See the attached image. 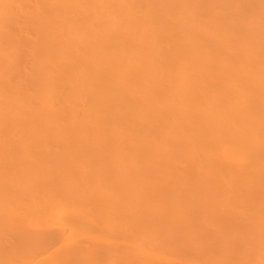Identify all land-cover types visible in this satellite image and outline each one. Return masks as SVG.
Returning a JSON list of instances; mask_svg holds the SVG:
<instances>
[{"label": "bare ground", "instance_id": "obj_1", "mask_svg": "<svg viewBox=\"0 0 264 264\" xmlns=\"http://www.w3.org/2000/svg\"><path fill=\"white\" fill-rule=\"evenodd\" d=\"M0 264H264V0H0Z\"/></svg>", "mask_w": 264, "mask_h": 264}]
</instances>
